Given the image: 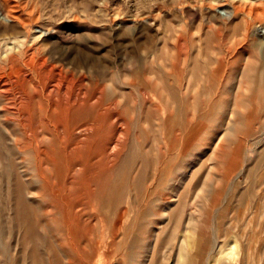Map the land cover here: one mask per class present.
<instances>
[{
	"label": "rangeland",
	"instance_id": "rangeland-1",
	"mask_svg": "<svg viewBox=\"0 0 264 264\" xmlns=\"http://www.w3.org/2000/svg\"><path fill=\"white\" fill-rule=\"evenodd\" d=\"M226 263L264 264V0H0V264Z\"/></svg>",
	"mask_w": 264,
	"mask_h": 264
},
{
	"label": "bare ground",
	"instance_id": "bare-ground-1",
	"mask_svg": "<svg viewBox=\"0 0 264 264\" xmlns=\"http://www.w3.org/2000/svg\"><path fill=\"white\" fill-rule=\"evenodd\" d=\"M219 255H220V258L222 259V261H224V262L228 263V262L235 261V260H237V258L239 256L238 247H237V245L232 247L231 244L226 246V247H223V248L221 247L220 251H219Z\"/></svg>",
	"mask_w": 264,
	"mask_h": 264
}]
</instances>
